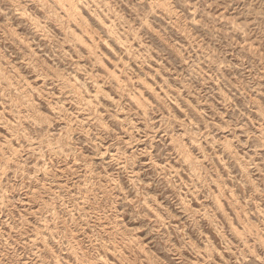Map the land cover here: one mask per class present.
Segmentation results:
<instances>
[{
  "label": "rangeland",
  "instance_id": "rangeland-1",
  "mask_svg": "<svg viewBox=\"0 0 264 264\" xmlns=\"http://www.w3.org/2000/svg\"><path fill=\"white\" fill-rule=\"evenodd\" d=\"M0 264H264V0H0Z\"/></svg>",
  "mask_w": 264,
  "mask_h": 264
}]
</instances>
